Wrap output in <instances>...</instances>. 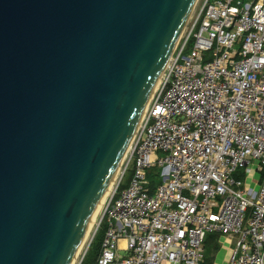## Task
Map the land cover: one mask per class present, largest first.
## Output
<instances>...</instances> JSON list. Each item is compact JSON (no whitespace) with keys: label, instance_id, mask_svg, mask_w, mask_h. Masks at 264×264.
Instances as JSON below:
<instances>
[{"label":"water","instance_id":"obj_1","mask_svg":"<svg viewBox=\"0 0 264 264\" xmlns=\"http://www.w3.org/2000/svg\"><path fill=\"white\" fill-rule=\"evenodd\" d=\"M196 1L0 0V264L72 263Z\"/></svg>","mask_w":264,"mask_h":264},{"label":"built area","instance_id":"obj_2","mask_svg":"<svg viewBox=\"0 0 264 264\" xmlns=\"http://www.w3.org/2000/svg\"><path fill=\"white\" fill-rule=\"evenodd\" d=\"M194 12L123 158L89 264H205L208 234L231 242L227 264H264V0H202Z\"/></svg>","mask_w":264,"mask_h":264},{"label":"rangeland","instance_id":"obj_3","mask_svg":"<svg viewBox=\"0 0 264 264\" xmlns=\"http://www.w3.org/2000/svg\"><path fill=\"white\" fill-rule=\"evenodd\" d=\"M201 4H202V0H197L196 1L194 9H193V11L195 10L194 13L197 12V10L200 8ZM159 79H160V77H159ZM133 166H134V164H131L130 170L126 173V176H125V179H124L125 182H127L130 179L131 169L133 168ZM239 175H240V172L238 173V176ZM113 189H114V186L111 189V192L109 193V195L112 193ZM109 195H108V197H109ZM103 212H104V209L97 216L98 220H95V218L93 216V220L91 222L92 228H91V225H90L91 233L89 234V238H87V240L85 241L81 251L79 252V254H78L77 258H76L75 264H78V262L81 260V258L83 257L84 254H86L85 258H87V259L90 258V255H91L92 250H93L94 239H95V237H96V235L98 233V231L95 232V230H96L98 222L101 220ZM210 237H212V234H208V236L206 238V243H205V257H204L205 264H227L226 256H227V252H228L229 248L232 247L231 242L227 241V240H225L226 241L225 242L224 239H222L220 241V247L215 249L214 248V244L215 243H213L212 238H210ZM121 243H123V242H121ZM122 254H125V251H122Z\"/></svg>","mask_w":264,"mask_h":264},{"label":"bare ground","instance_id":"obj_4","mask_svg":"<svg viewBox=\"0 0 264 264\" xmlns=\"http://www.w3.org/2000/svg\"><path fill=\"white\" fill-rule=\"evenodd\" d=\"M158 84H159V78H158V80H157V82H156V84H155L154 89L157 88ZM120 166H121V164L119 165V167H118V169H117V171H116V173H115V175H114V177H113V179H112V182H111L110 186L108 187L106 193L104 194V196H103V198L101 199V201L98 203V205H97V207H96V209H95V211H94V213H93V216H94L95 220H98V219H97V216L101 213V211H103L104 206H105L107 200L110 198V196H111V194H112V193H111V194L109 195V193L111 192V189L113 188V186L115 187V183H116V181H117V179H118V177H119L120 170H121V169H120ZM253 168H254V167H253ZM256 180H257V173L253 170V171L250 173V176H249V182H248L249 185H251V186H256ZM113 190H114V189H113ZM112 192H113V191H112ZM108 195H109V197H108ZM107 197H108V198H107ZM106 199H107V200H106ZM93 216H92V219H91L90 224H89V226H88V229H87V231H86L85 237H84V239H83V241H82V243H81V246L79 247V249H78V251H77V254H76V256H75V258H74V260L72 261L71 264H75V261H76V258H77V256H78L79 252L81 251V249H82V247H83L85 241L87 240V238H89V234L91 233V228H92L91 222H92V220H93ZM90 225H91V228H90ZM95 231H96V230H95Z\"/></svg>","mask_w":264,"mask_h":264},{"label":"trees","instance_id":"obj_5","mask_svg":"<svg viewBox=\"0 0 264 264\" xmlns=\"http://www.w3.org/2000/svg\"><path fill=\"white\" fill-rule=\"evenodd\" d=\"M105 228H106V224L103 222L101 227L98 230V233H97L95 239H94L93 250H92V253L90 255V258H88L89 260L87 258H85V263L89 264V263H92L96 260L98 254L100 252V249H101V243H102V239L104 236ZM210 238H212L213 243H215L214 248L215 249L219 248L220 247V243L218 242L219 234H212V237H210Z\"/></svg>","mask_w":264,"mask_h":264},{"label":"crops","instance_id":"obj_6","mask_svg":"<svg viewBox=\"0 0 264 264\" xmlns=\"http://www.w3.org/2000/svg\"><path fill=\"white\" fill-rule=\"evenodd\" d=\"M223 239H224V241L226 240V238H223ZM225 242H226V241H225ZM229 254H230V248H229V250H228V252H227L226 260H227Z\"/></svg>","mask_w":264,"mask_h":264}]
</instances>
